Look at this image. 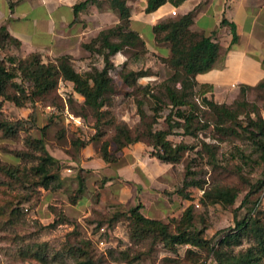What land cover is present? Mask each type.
Instances as JSON below:
<instances>
[{
	"label": "rangeland",
	"instance_id": "1",
	"mask_svg": "<svg viewBox=\"0 0 264 264\" xmlns=\"http://www.w3.org/2000/svg\"><path fill=\"white\" fill-rule=\"evenodd\" d=\"M144 36L145 45L126 46L109 61L104 54L84 47L81 54L70 55L71 64L82 74L110 67L113 86L100 116L74 91L73 83L63 78L54 90L27 101L23 107L8 100L0 107V121L27 118L36 109L41 128L20 129L14 135L0 130V264H218V255H238L254 244L253 235L242 236L240 245L220 241L253 208L255 216L264 220V190H257L264 182V136L250 133H259L257 121H264V87L242 85L207 93L208 100L236 111L233 122L219 126L216 113L201 105L198 85L191 96L199 107L198 116L188 129L184 119L171 116L172 106L162 85L174 73L168 62L170 45L156 41L153 33L151 46ZM40 56L43 63H57L58 58L45 61ZM0 59H6L7 66L18 74L15 81L22 83L17 68L30 60V55L22 56L6 39L1 42ZM132 72L146 74L127 78ZM243 86L250 88L243 91ZM7 93L16 94V88L8 85ZM152 94L162 100L160 111ZM124 131L137 142L119 149L115 138ZM158 131H168L166 139L173 146H188L179 162L151 156L153 135ZM34 139H42L52 156L67 159L81 157L82 149L92 144L102 158L106 149L112 158L108 163L116 162L124 148L145 144V155L151 157H145L148 166L155 167L159 162L172 165L160 179L165 186L155 190L178 205L172 215L150 219L167 224L169 232L177 234L185 226L182 220L186 210L193 206L194 227L190 231L200 232L209 246L172 244L159 231L144 230L130 214L139 203L115 202L103 194L105 186L87 187L85 196L78 199L82 168L70 160L48 164L50 175L56 178L45 186L44 174L38 170L44 152ZM122 141L127 143L126 138ZM220 189L232 190L234 203L217 200Z\"/></svg>",
	"mask_w": 264,
	"mask_h": 264
},
{
	"label": "crops",
	"instance_id": "2",
	"mask_svg": "<svg viewBox=\"0 0 264 264\" xmlns=\"http://www.w3.org/2000/svg\"><path fill=\"white\" fill-rule=\"evenodd\" d=\"M86 0H0V28H5L20 45L22 56L33 53L45 61L83 52V43L102 30L120 23V14L111 0H97L75 12V6ZM131 12L130 29L149 38L154 46L153 27L195 12L192 31L213 37L219 53L213 67L198 74L201 85H211V92H225L231 87L256 86L264 80V0H168L158 10L147 13L148 0H127ZM226 20L228 23H223ZM230 23L236 26L238 41L233 42ZM146 146L136 143L123 149L116 162L108 163L92 144L81 151V157H56L70 160L90 173H84L89 189L109 178L103 188L111 200L142 206L149 218L172 215L178 205L156 191L161 178L170 172L167 163L148 166ZM88 175H90L88 177Z\"/></svg>",
	"mask_w": 264,
	"mask_h": 264
},
{
	"label": "trees",
	"instance_id": "3",
	"mask_svg": "<svg viewBox=\"0 0 264 264\" xmlns=\"http://www.w3.org/2000/svg\"><path fill=\"white\" fill-rule=\"evenodd\" d=\"M97 0H86L75 6L76 14L89 4ZM168 0H148L146 8L147 13H153ZM113 8L117 9L120 14V23L115 27L102 30L97 37L90 43L84 44L83 47L89 51H98L105 55L107 61L116 53L122 51L126 46H137L144 44L143 39L136 31L129 27L131 12L126 0H111ZM195 12L181 16L174 20L161 22L153 27L155 40L159 42H166L170 45L171 56L168 59L169 65L172 67L174 73L162 84L165 89V94L172 106L171 116H177L185 120V125L189 129V124L197 118L199 107L196 103L191 101V96L194 93L195 87L199 84L196 80L198 74L209 71L218 56L219 44L213 40V37H208L205 34L192 31V24L194 22ZM223 23H228L226 20ZM233 34V44L238 41L236 26L230 23ZM119 37V41H113L112 37ZM6 39L19 46L20 43L13 39L5 28H0V47L1 42ZM31 59L25 64L21 63L17 69L21 71L22 83H17L15 79L18 74L6 64V59H0V107L4 105V101L8 100L14 102L17 106L23 107L27 101H33L36 97H40L54 90L60 78L73 83L74 91L85 98V103L100 116L102 108L106 104V94L112 90L113 79L110 76V67H105L103 70L95 69L94 71L85 74L79 73L71 64V56L65 55L59 57L57 63H43L40 54L33 53L30 55ZM264 64V61H263ZM16 65V64H13ZM17 66V65H16ZM146 73H130L128 77L144 76ZM25 83H28L26 86ZM180 83V86L177 84ZM12 85L16 88V94L10 95L7 93V86ZM257 87H264V80L261 81ZM250 87L243 86V91ZM213 87L211 85H201L199 96L202 100L201 105L212 109L219 120V126L224 125L227 121L233 122L236 119V111L228 108L225 105H219L214 101L208 100L205 95L211 92ZM155 104L156 110L160 111L162 108V100L160 96L151 95ZM185 108V109H183ZM180 125V124H178ZM173 127V125H171ZM218 126V125H217ZM224 128V127H223ZM20 129L25 131H33L41 129L38 125V115L36 109L30 112L27 118L13 119L11 121H0V130L7 135H14ZM257 130L259 133L255 136H264V121H257ZM193 134L192 132H189ZM168 131H158L154 133V152L151 156L168 162H179L184 152L188 149L185 144L173 146V144L166 139ZM122 138L127 139V143H123ZM44 152L42 163L39 166V171L44 174L43 184L46 186L49 180L56 178L55 175H50V165H59L61 161L52 156L42 139L33 140ZM115 142L119 149L127 144L137 142L136 139L130 137L129 131H124L123 135L116 137ZM86 144V143H83ZM264 149V143L262 144ZM103 159L106 162H111L112 158L108 157L106 149L104 150ZM81 174L78 175V189L76 190V197L82 199L87 191L86 178L83 175L85 169H81ZM109 178H103L98 181L96 186L98 188L105 186ZM258 191L264 190V182L257 188ZM256 192V191H255ZM217 200L224 203L232 204L235 201V194L230 189H220L217 192ZM141 205H138L130 210L131 217L135 223L143 227L144 230L159 231L164 238L172 244L193 243L197 246H209L210 242L201 237L200 232L190 231L194 227V207L190 206L184 216L183 223L185 226L179 228L177 234L169 232L168 225L155 219L146 218L141 213ZM244 235H253L254 244L242 251L238 255H233L226 258H221L218 255V264H264V220L255 216V208L251 209L246 216L237 222V226L233 232L225 235L221 243L240 245L241 238ZM80 264H90V261L81 262Z\"/></svg>",
	"mask_w": 264,
	"mask_h": 264
}]
</instances>
